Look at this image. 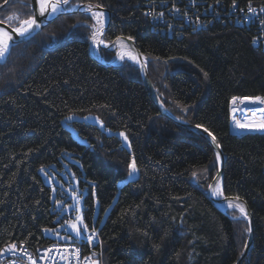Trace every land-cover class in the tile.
<instances>
[{"label": "trees", "instance_id": "trees-1", "mask_svg": "<svg viewBox=\"0 0 264 264\" xmlns=\"http://www.w3.org/2000/svg\"><path fill=\"white\" fill-rule=\"evenodd\" d=\"M26 1L11 0L0 21L12 27L33 15ZM74 1L108 9L105 41L134 39L165 107L216 137L225 156L223 195L244 200L253 218V246L242 264H264V133L230 131L234 98H264L258 26L235 21L264 0ZM150 14L163 16L161 27ZM196 15L200 26L192 24ZM91 23L85 13L55 19L0 65V248L23 243L36 251L72 242L88 252L84 240L59 241L44 231L70 220L57 210L68 195L55 194L45 176L63 179L71 171L104 264H237L250 225L208 196L219 171L212 145L160 112L137 66L106 65L91 55ZM100 57L112 55L102 49ZM90 113L105 129L71 118Z\"/></svg>", "mask_w": 264, "mask_h": 264}, {"label": "rangeland", "instance_id": "rangeland-1", "mask_svg": "<svg viewBox=\"0 0 264 264\" xmlns=\"http://www.w3.org/2000/svg\"><path fill=\"white\" fill-rule=\"evenodd\" d=\"M10 2H11V0L5 1L2 5H0V7L3 6L1 9H3L5 6H7ZM27 2L29 4V7L33 10V15L30 16V17H32V16H34V9H33L32 0L26 1V3ZM5 3H7V4H5ZM191 3L194 4L196 2H195V0H191ZM79 4H82V3H77L74 0H69V4L66 6V9H72L73 7H75V6L79 5ZM193 6H195V5H193ZM104 9H106V8H104ZM106 10H108V9H106ZM196 10H197V8H196ZM83 11L84 12H80V13H85L92 19L91 28H90L92 32H91V34L89 36H87V38H88V42H89L90 48L92 49L93 55L96 56L97 59L100 62H102V63H104L106 65L110 64V65L115 66V67H120V66L129 64V65H132V66H137V64L135 62V59H131V58H128V57L121 56L119 48L118 47L117 48L113 47V43L116 40L114 42H107V41H105V39L103 37V43H105L109 47V49H104V48H102L100 46L101 34H97L96 35V41H94L92 39L93 34L96 33L97 29L101 28V26L97 24L96 20L92 17V14L90 12H88L86 9L85 10L83 9ZM93 11H95V10H93ZM95 12H102L104 14L103 26H102V29H101V31H103V29H105V27L108 24L109 15L106 12H103V11H95ZM192 12L194 14H196L197 11L195 12V8H193ZM76 14H78V13H76ZM76 14H72V15H76ZM62 16H66V15H61L58 18H61ZM179 16H180L179 11H177V10L174 11V16L173 17L178 18ZM58 18H56V19H58ZM110 18H111V12H110ZM14 20H16V19H14ZM160 20L161 21L164 20L163 16H161ZM193 21L196 24H201L202 23L201 17H199L198 15L195 16V19ZM0 23L6 24V25L11 27V25H9L8 23L2 22V21H0ZM151 23L154 24L156 27H161V25H159L158 23L154 22L153 20H151ZM17 26L18 25H14L12 27L16 28ZM105 33H104V35H105ZM42 38L46 39L47 37L45 35H43ZM102 49L107 50L112 55V57H111V59L109 61H104L102 59V57H100V50H102ZM145 63H146V59H145ZM146 65H147V63H146ZM147 67H148V65H147ZM137 68H138V66H137ZM246 98H249V97H246ZM246 98H242V99H238L237 98L235 100V103H233V100L230 103V108H231V127H230V131L233 134H237V135L241 134L243 132H250V131L264 133V131L249 130V127H243L242 128V127L239 126V125L251 126V125H254V124L264 123V112L258 113L259 111H257L258 108L260 110L261 108L264 107V103L245 104L244 103V99H246ZM250 98L255 99L256 97H250ZM249 109H251V110H249ZM71 118L74 119V120L76 119V120H79V121H85L87 123L96 124L99 127H101L102 129H105V124H104L103 120L97 114L90 113V114H86L84 116L74 114V115H72ZM72 119H70V121ZM106 131L108 133H111V131H109V130H106ZM73 133H74L73 134L74 137L76 139H78L77 133L75 131ZM121 133H123V135H121ZM117 135L121 138V140L123 142V146L129 149L130 148V141H129L126 133L123 132V131H120V132H117ZM125 136L127 137V139H125ZM62 174H63V179L59 178V176L56 175L55 173H52V176H47L46 175L45 177H46L47 182L53 186V188L55 190V194L57 193L58 189H61L63 194H67L68 195L67 199H65L62 202L57 204V210H59L61 212L62 217L68 216V217H70V220H66L65 225H61V227L58 228V231H55V232L50 231V232H48V235L50 237H52V238H57L59 241H67V240L82 241V240H86V238L88 236L87 233L89 232V230L83 231V234L81 236H77L76 233L68 227V222H75L76 218L78 216L82 217L83 220H84V216H83L84 205H83L82 197L79 195L80 188H79L77 180L74 178L72 172L70 171L69 174L67 172H63ZM137 177H138V171L136 173H134L132 176H130L131 179H135ZM230 209H233V208H230ZM233 210H236V209H233ZM236 211L239 212L238 210H236ZM239 214H240V212H239ZM81 228L83 230V226L82 225H81ZM90 230H93V229H90ZM62 231H65L66 234H62ZM97 237H98V235H97ZM98 240H99V237H98ZM60 243L61 244H71L72 242H70V243L60 242ZM74 244H76V243H74ZM76 245L80 247L79 244H76ZM26 248H27V246H26ZM80 248L82 249V247H80ZM38 249H36V251ZM96 249L102 255L101 264H104L103 263V249H102L100 241H99V246ZM91 250H93V249L89 248V250H88V252L86 254L83 252V250H82V252H83L84 255L88 256V255H90ZM29 251L30 252H36V251H31V250H29Z\"/></svg>", "mask_w": 264, "mask_h": 264}, {"label": "water", "instance_id": "water-1", "mask_svg": "<svg viewBox=\"0 0 264 264\" xmlns=\"http://www.w3.org/2000/svg\"><path fill=\"white\" fill-rule=\"evenodd\" d=\"M32 3H33V9H34V16L36 17L38 23H40L41 27L39 29H35L33 31V33L27 37H20L19 35L15 34L12 29H14L13 27H10L6 24H3V23H0V29H4L5 31L9 32L10 34H12L13 36V40L11 42V50L20 45V44H23L27 41H29L30 39L34 38L36 35H38L39 33H41L50 23H52L56 18H58L59 16L61 15H72V14H76V13H80V12H84L83 9L85 10V6L87 4H79L75 7H73L72 9H66V6L64 7V10L63 12H61L60 14L58 15H55V16H52V15H45V16H40L39 15V6L36 2V0H32ZM7 4V3H5ZM94 5V4H93ZM3 7V6H2ZM0 7V9L2 8ZM93 10L95 11H103V12H106L108 15H109V18H108V24L107 26L105 27V29H103L102 31V34H101V39H100V46L104 49H109V47L103 43V37H104V33L107 31L108 27H109V23L111 21V18H110V12L102 7H99V8H93ZM123 40V41H127L133 51H134V57L136 58L135 59V62L138 66V68L140 69V72H141V76H142V79H143V82L145 84V87L148 91V94L151 98V100L153 101V103L158 107V109L160 110V112L166 116L167 118H169L170 120L176 122L177 124L179 125H182L183 127L187 128L188 130L200 135L201 137H203L204 139H206L213 147L216 155H217V158H218V165H219V171L216 175V177L213 179L212 183L210 184L209 186V189H208V196L209 198L213 201V203L218 207V204L215 200V192H216V188L219 184L222 185V190H223V177H224V164H225V156H224V153L222 151V148L221 146L219 145V143L216 141H213L212 139V136H209L208 135V132H205L204 129L205 128H202V127H197V126H194V125H191L187 122H184L182 120H180L179 118L175 117L166 107L165 105L162 103L160 97L158 96L156 90H155V87L153 86V83L150 79V75H149V71H148V67L145 63V58L141 52V50L139 49L138 45H137V42L132 39V38H129V37H125V36H120L116 39V41L113 43V47L114 48H117L118 47V43H117V40ZM90 51H91V55L93 57H95L92 53V49L90 48ZM110 65V64H109ZM219 145V146H218ZM238 197H225L223 195L222 199L219 200V203H226V202H239V203H242L247 211V219H248V222H249V225H250V234H249V238L247 240V243H246V246L244 248V251L242 253V256L241 258L239 259V262L237 264H242L243 261L246 259V257L249 255V252L253 246V241H254V223H253V218H252V214L249 210V207L247 206L246 202L244 200H242L241 198H238ZM219 208V207H218Z\"/></svg>", "mask_w": 264, "mask_h": 264}, {"label": "built area", "instance_id": "built-area-1", "mask_svg": "<svg viewBox=\"0 0 264 264\" xmlns=\"http://www.w3.org/2000/svg\"><path fill=\"white\" fill-rule=\"evenodd\" d=\"M250 9L254 11H250ZM233 11L237 14V10L235 8ZM237 15V17H235L236 23L245 24L246 26H258L260 36L254 37V42L256 46L262 45L264 48V6L253 7L250 5L245 10L238 12ZM150 18L162 26L163 21L160 20V17L157 18L155 15L150 14ZM189 22L190 21H188V19L185 21L187 25H189ZM192 24L194 26L201 25L194 23V21H192ZM263 109L264 107L260 110L264 112ZM258 113H260V111ZM93 232L95 235L90 243L87 238L89 235H92ZM97 235V231L94 229L89 230L88 232L86 243L89 248L93 249L88 256L84 255L82 249L74 243H54L43 246L36 252H30L23 243H10L16 244L17 249L14 252H7L6 249L10 244L3 246L0 249V253H4L3 255H0V264H12V261H15V264H32V260H35L36 264H93V262L101 264L102 255L96 249L99 246ZM50 249L51 251H49ZM29 257H31V259H29Z\"/></svg>", "mask_w": 264, "mask_h": 264}, {"label": "snow or ice", "instance_id": "snow-or-ice-1", "mask_svg": "<svg viewBox=\"0 0 264 264\" xmlns=\"http://www.w3.org/2000/svg\"><path fill=\"white\" fill-rule=\"evenodd\" d=\"M36 2L39 6V15L40 16L58 15L61 12H63L64 7L69 4V0H36ZM94 7L99 8V7H101V5H99V4L93 5V4L89 3L85 6L86 10L92 14V17L96 20L97 24L101 26V28H98L97 32L93 34L92 39L94 41H96V35L102 34L101 29L103 26L104 14L102 12L93 11ZM250 11H254V10L250 9ZM9 19H12V18L10 17ZM40 27H41V25H40V23H38L36 17L32 16L30 18L20 20L18 23V26L16 28L12 29V31L15 34L19 35L20 37H27V36L31 35L35 29H39ZM12 40H13L12 34L5 31L4 29H0V65H3V66L7 65V62L11 56V42H12ZM117 43L122 44V42L119 39L117 40ZM130 58L136 59L135 57H130ZM236 99L237 98L233 99V103H235ZM250 102H252V103H264V98L256 97L255 99L250 100ZM239 126L242 128L243 127H249V130L264 131V123L254 124L251 126H246V125H239ZM197 127H200V125H197ZM204 131L208 132L207 129H204ZM121 135H123V133H121ZM208 135L212 136V133L208 132ZM125 139H127L126 136H125ZM212 139H213V141H215L216 137L212 136ZM129 167L131 169V171L129 172V176H132L134 173H136L138 171L135 159H133L131 161V163L129 164ZM229 207H233V208L238 209L239 212L244 216V218L247 219L248 214H247V211H246V209L242 203L230 202ZM81 225L83 226V230L81 228ZM68 227L71 230H73L77 236H81L83 234V231L88 230V225L86 223H84L83 218L80 216H78L76 218L75 222H68ZM44 231L47 234L48 232H50V231L54 232L55 230L45 229ZM248 231H251V229L249 228ZM94 235L95 234L93 232L92 235L88 236L87 239L90 243L92 242ZM16 249H17L16 244H10L8 246V248L6 249V251L7 252H14V251H16ZM49 251H51V249ZM3 254L4 253H0V255H3ZM29 259H31V257H29ZM12 264H15V261H12ZM32 264H36V261L32 260ZM93 264H98V262H93Z\"/></svg>", "mask_w": 264, "mask_h": 264}, {"label": "bare ground", "instance_id": "bare-ground-1", "mask_svg": "<svg viewBox=\"0 0 264 264\" xmlns=\"http://www.w3.org/2000/svg\"><path fill=\"white\" fill-rule=\"evenodd\" d=\"M121 42H122V44L121 43H118V48H119V50H120V55L121 56H123V57H128V58H130V57H134V51H133V49H132V47H131V45L127 42V41H123V40H120ZM250 100H253V98H247V99H244V103L245 104H252V102H250ZM252 109V108H251ZM251 109H249V110H251ZM257 111H260V112H262V110H257ZM215 200H216V202H217V204H218V207H219V209L221 210V211H225V210H227V209H230V208H233V207H229V203L230 202H226V203H219V200L220 199H222V197H223V190H222V185L221 184H219L218 186H217V188H216V192H215ZM244 206V205H243ZM233 209H236V208H233ZM236 210H238V209H236ZM239 211V210H238ZM241 214V213H240ZM241 216L242 217H244L242 214H241ZM246 219V218H245ZM249 223V222H248ZM85 241V243H86V240H84ZM86 245H87V243H86ZM5 246V245H4ZM88 246V245H87ZM2 248V247H1ZM0 248V249H1Z\"/></svg>", "mask_w": 264, "mask_h": 264}]
</instances>
